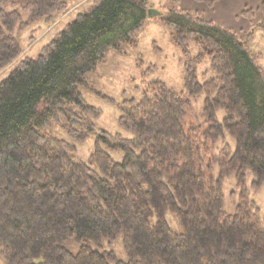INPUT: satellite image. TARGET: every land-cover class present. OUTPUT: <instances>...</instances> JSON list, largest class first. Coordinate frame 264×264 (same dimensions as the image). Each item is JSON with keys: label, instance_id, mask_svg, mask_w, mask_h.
Wrapping results in <instances>:
<instances>
[{"label": "trees", "instance_id": "16d2710c", "mask_svg": "<svg viewBox=\"0 0 264 264\" xmlns=\"http://www.w3.org/2000/svg\"><path fill=\"white\" fill-rule=\"evenodd\" d=\"M213 6L219 0H197ZM66 0H0V70L22 46L16 36L38 21L53 20ZM150 0H94L36 58L21 59L0 83V257L6 264H264V218L252 204L223 209L224 177L264 182V69L250 47L262 17L246 35L182 9L172 0L157 16L184 55V86L207 91L205 128L213 141L234 137L223 157L209 156L198 128L186 129L187 100L157 81L140 98L119 104L118 124L131 133L97 129L102 112L82 88L110 51L128 53L149 15ZM255 9L242 15L253 19ZM156 18V17H155ZM208 61L198 79V67ZM214 73L215 75H211ZM92 86V85H91ZM114 103L113 100H110ZM224 109L221 121L216 110ZM72 139L52 133L54 124ZM96 135L87 160L77 144ZM121 150L117 161L111 152ZM219 173L214 176L215 163ZM175 216L181 233L172 230ZM123 236L127 261L102 249ZM79 244L75 253L65 246Z\"/></svg>", "mask_w": 264, "mask_h": 264}, {"label": "rangeland", "instance_id": "374dc122", "mask_svg": "<svg viewBox=\"0 0 264 264\" xmlns=\"http://www.w3.org/2000/svg\"><path fill=\"white\" fill-rule=\"evenodd\" d=\"M67 9L48 23L44 20L35 22L24 31L16 33L21 46L22 54L11 64L0 70V83L7 77L10 71L17 63L24 58H36L42 49L79 13L92 8L94 0H66ZM172 0H150V9H156L166 12L171 6ZM255 20L259 21L262 17L261 11H257ZM261 15V17H260ZM256 16V14H255ZM156 17V18H155ZM241 35L245 33L238 32ZM137 47L128 48V53L110 51L104 62L100 63L88 77L90 86L82 88L85 100L98 108L102 114L95 119L97 129H104L110 133L121 132L123 135L130 137L131 133L120 127L118 124L121 111L119 104H122L128 98H140L147 90L150 91L155 82H164L168 87L174 88L187 100L186 116L184 125L186 129L198 128L202 138L209 143L210 151L208 155L213 157H223L221 150L227 148L233 153L235 150V139L227 134L225 138L213 141L207 138L205 128L211 124L212 120L208 111L205 110V98L207 91L196 96H191L185 89V61L198 51L192 47V51L186 57L182 49L174 42L171 29L163 24L157 16L150 18L141 31L136 36ZM252 51L258 55V63L264 69V28L255 30L253 37L250 39ZM208 61L198 67V79L203 82L206 77L202 72L208 67ZM211 75H215L211 73ZM92 85V86H91ZM110 100H113L111 102ZM226 115L224 109L215 111L214 117L221 121ZM52 133L59 138L71 141L63 122L54 124ZM96 135L90 136L85 143L77 144V155L84 160L89 158L90 153L95 147ZM115 160L120 161L123 158V152L116 150L111 152ZM219 162L216 161L214 176L219 173ZM256 180L253 172L249 169L246 172L244 184H239L235 173L224 177L222 184L223 191V209L234 214L237 207L244 202L252 204L256 213L264 218V182L255 185ZM171 228L176 233H181L182 229L178 219L167 215ZM65 246L73 252L79 250V244L74 240H69ZM102 249L113 250L118 258L127 261L123 236L119 235L114 239H105L102 242ZM0 264H6L0 257Z\"/></svg>", "mask_w": 264, "mask_h": 264}, {"label": "crops", "instance_id": "0c3cea01", "mask_svg": "<svg viewBox=\"0 0 264 264\" xmlns=\"http://www.w3.org/2000/svg\"><path fill=\"white\" fill-rule=\"evenodd\" d=\"M263 0H219L213 6H208L204 2L197 0H180L182 9L202 10L204 17L222 26L232 28L237 32L248 33L253 22H257L255 18L249 19L242 15L247 8L257 10ZM261 17V15H260Z\"/></svg>", "mask_w": 264, "mask_h": 264}, {"label": "water", "instance_id": "95a60500", "mask_svg": "<svg viewBox=\"0 0 264 264\" xmlns=\"http://www.w3.org/2000/svg\"><path fill=\"white\" fill-rule=\"evenodd\" d=\"M160 14V11L156 10V9H149V15L150 17H154V16H158Z\"/></svg>", "mask_w": 264, "mask_h": 264}]
</instances>
